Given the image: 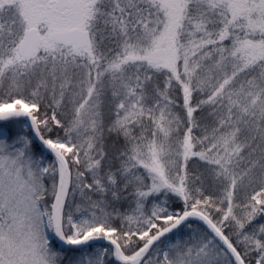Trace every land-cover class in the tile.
<instances>
[{
	"label": "snow or ice",
	"instance_id": "1",
	"mask_svg": "<svg viewBox=\"0 0 264 264\" xmlns=\"http://www.w3.org/2000/svg\"><path fill=\"white\" fill-rule=\"evenodd\" d=\"M0 264H264V0H0Z\"/></svg>",
	"mask_w": 264,
	"mask_h": 264
},
{
	"label": "water",
	"instance_id": "2",
	"mask_svg": "<svg viewBox=\"0 0 264 264\" xmlns=\"http://www.w3.org/2000/svg\"><path fill=\"white\" fill-rule=\"evenodd\" d=\"M101 243H105L106 244V242H101Z\"/></svg>",
	"mask_w": 264,
	"mask_h": 264
},
{
	"label": "rangeland",
	"instance_id": "3",
	"mask_svg": "<svg viewBox=\"0 0 264 264\" xmlns=\"http://www.w3.org/2000/svg\"><path fill=\"white\" fill-rule=\"evenodd\" d=\"M49 158H51V157H49Z\"/></svg>",
	"mask_w": 264,
	"mask_h": 264
}]
</instances>
